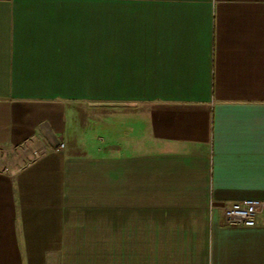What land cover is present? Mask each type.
Segmentation results:
<instances>
[{
  "label": "crops",
  "instance_id": "crops-1",
  "mask_svg": "<svg viewBox=\"0 0 264 264\" xmlns=\"http://www.w3.org/2000/svg\"><path fill=\"white\" fill-rule=\"evenodd\" d=\"M0 150V264H264V0H0Z\"/></svg>",
  "mask_w": 264,
  "mask_h": 264
},
{
  "label": "built area",
  "instance_id": "built-area-1",
  "mask_svg": "<svg viewBox=\"0 0 264 264\" xmlns=\"http://www.w3.org/2000/svg\"><path fill=\"white\" fill-rule=\"evenodd\" d=\"M263 212L264 202L260 200H245L222 209L224 224L232 227H254Z\"/></svg>",
  "mask_w": 264,
  "mask_h": 264
},
{
  "label": "rangeland",
  "instance_id": "rangeland-1",
  "mask_svg": "<svg viewBox=\"0 0 264 264\" xmlns=\"http://www.w3.org/2000/svg\"><path fill=\"white\" fill-rule=\"evenodd\" d=\"M90 117V116H88ZM81 119L79 118V121ZM24 150H19L18 154L17 152H13V151H7V150H0V166L2 167H6L9 166L12 163L13 158H17V161L13 162L14 164H19L21 160L20 164H24L25 161H22V159L24 160Z\"/></svg>",
  "mask_w": 264,
  "mask_h": 264
}]
</instances>
